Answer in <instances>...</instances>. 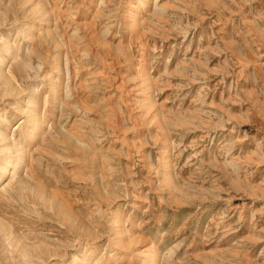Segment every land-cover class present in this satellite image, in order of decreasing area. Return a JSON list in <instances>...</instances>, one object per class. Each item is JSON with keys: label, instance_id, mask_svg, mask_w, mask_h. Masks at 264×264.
<instances>
[{"label": "rangeland", "instance_id": "rangeland-1", "mask_svg": "<svg viewBox=\"0 0 264 264\" xmlns=\"http://www.w3.org/2000/svg\"><path fill=\"white\" fill-rule=\"evenodd\" d=\"M0 57V264H264V0H0Z\"/></svg>", "mask_w": 264, "mask_h": 264}, {"label": "bare ground", "instance_id": "bare-ground-1", "mask_svg": "<svg viewBox=\"0 0 264 264\" xmlns=\"http://www.w3.org/2000/svg\"><path fill=\"white\" fill-rule=\"evenodd\" d=\"M8 40V37H6V39H5V42L7 43V44H9V41H7ZM11 58H14V55L13 54H11ZM0 60H4V58H2V57H0ZM8 60V59H7ZM1 61V62H2ZM32 103V98H30V101H29V104H31ZM38 129H39V125H38ZM37 129V130H38ZM38 133V132H37ZM20 156V159L22 158V154H20L19 155ZM12 160H13V155L11 154V153H8L6 156H5V158L1 161V163H0V181H1V179H2V176H4L7 172H8V168H9V166L11 165V163H12ZM3 181V180H2Z\"/></svg>", "mask_w": 264, "mask_h": 264}]
</instances>
